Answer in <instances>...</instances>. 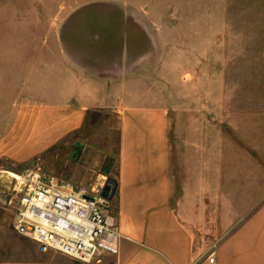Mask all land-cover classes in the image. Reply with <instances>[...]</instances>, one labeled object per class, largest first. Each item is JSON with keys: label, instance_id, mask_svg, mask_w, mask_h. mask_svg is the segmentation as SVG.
<instances>
[{"label": "rangeland", "instance_id": "rangeland-1", "mask_svg": "<svg viewBox=\"0 0 264 264\" xmlns=\"http://www.w3.org/2000/svg\"><path fill=\"white\" fill-rule=\"evenodd\" d=\"M262 68L264 0H0V142L10 145L18 117L29 125L36 110L82 91L77 79L99 76L119 109L167 110L181 191L185 172H199V142L239 140L225 119L213 140L199 134V120L211 129L203 112L212 94L250 89L244 81ZM14 147L0 154V264H82L16 233L15 184L6 178L36 172L80 187L116 180V115H89L81 130L25 161L10 156ZM115 206L112 199L107 213Z\"/></svg>", "mask_w": 264, "mask_h": 264}, {"label": "crops", "instance_id": "crops-1", "mask_svg": "<svg viewBox=\"0 0 264 264\" xmlns=\"http://www.w3.org/2000/svg\"><path fill=\"white\" fill-rule=\"evenodd\" d=\"M77 80L82 91L66 104L36 110L27 126L18 117L10 145L9 139L0 142V154L15 146L10 156L28 160L81 130L89 115H116L119 166L113 201L123 238L119 255L106 257V264H210L211 255L213 264H264V72L251 84L244 81L252 87L243 92L229 88L212 94V109L203 112L204 118L208 112L212 116L211 129L200 128L199 120V134H212L213 140L225 119L229 138L239 140L226 147L199 142V172H185L189 183L185 180L181 191L172 175L167 110L119 109L105 78ZM182 160L187 166L189 158Z\"/></svg>", "mask_w": 264, "mask_h": 264}, {"label": "built area", "instance_id": "built-area-1", "mask_svg": "<svg viewBox=\"0 0 264 264\" xmlns=\"http://www.w3.org/2000/svg\"><path fill=\"white\" fill-rule=\"evenodd\" d=\"M19 177L13 189L18 235L43 253L54 251L82 264H103L104 258L119 255L123 235L115 214L107 213L112 200L102 196L105 182L80 187L36 172Z\"/></svg>", "mask_w": 264, "mask_h": 264}, {"label": "water", "instance_id": "water-1", "mask_svg": "<svg viewBox=\"0 0 264 264\" xmlns=\"http://www.w3.org/2000/svg\"><path fill=\"white\" fill-rule=\"evenodd\" d=\"M117 183L115 180H110L103 191L102 196L106 199L112 200L115 195Z\"/></svg>", "mask_w": 264, "mask_h": 264}, {"label": "bare ground", "instance_id": "bare-ground-1", "mask_svg": "<svg viewBox=\"0 0 264 264\" xmlns=\"http://www.w3.org/2000/svg\"><path fill=\"white\" fill-rule=\"evenodd\" d=\"M6 179L9 180L10 182L12 181L14 184L16 181L20 182L19 175L15 173H8V177Z\"/></svg>", "mask_w": 264, "mask_h": 264}]
</instances>
